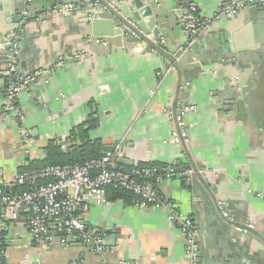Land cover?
I'll return each mask as SVG.
<instances>
[{
  "label": "crops",
  "instance_id": "obj_1",
  "mask_svg": "<svg viewBox=\"0 0 264 264\" xmlns=\"http://www.w3.org/2000/svg\"><path fill=\"white\" fill-rule=\"evenodd\" d=\"M16 1L0 0V86L8 40L15 34H19L25 64L22 72L47 70L49 76L16 102L25 114V127L34 134V144L24 142L15 120L0 123V187L14 192L19 169L45 160V147L51 140L60 146L61 138L66 145L60 147L68 153L70 133L97 109L99 125L91 131V140L101 141L102 147L123 140L132 146L126 147L125 164H117L120 170L178 163L190 168L191 160L206 174L204 181L191 186L189 179L184 185L182 180H167L155 186L198 225L202 264H264V47L256 41L249 14L213 21L204 41L195 46L191 65L197 66L182 71L187 83L180 93L179 78L171 73L151 96L159 82L157 74L167 70L164 59L154 51L140 43H124L111 50L100 43L89 45L83 13L52 15L43 24L33 22L22 28ZM46 1L26 8L41 14L47 10H43ZM155 1L163 10L175 9L179 15L176 0ZM233 1L193 0L205 18ZM165 40L174 52L188 38L180 33ZM79 50H87L90 56L73 62L71 55ZM229 58L239 62L225 67L223 60ZM225 85L243 97L240 114L232 115L229 106L220 108ZM177 98L180 106L199 108L187 119L192 125L189 154L182 146L164 144L171 134L165 110ZM3 104L0 100V110ZM218 203L224 204L223 210L235 224L252 225L253 231L242 237L229 226L232 238L223 235L225 223ZM85 221L89 230L106 237L109 249L105 254L98 255L77 240L62 238L53 247L36 243L26 219L10 214L3 231L6 264H188L183 236L163 209L106 199L105 204L92 207Z\"/></svg>",
  "mask_w": 264,
  "mask_h": 264
},
{
  "label": "built area",
  "instance_id": "obj_2",
  "mask_svg": "<svg viewBox=\"0 0 264 264\" xmlns=\"http://www.w3.org/2000/svg\"><path fill=\"white\" fill-rule=\"evenodd\" d=\"M23 1L27 3V6L32 3V0ZM252 7L264 8V0H235L227 7L221 8L215 16L205 18L193 0H176L181 28L191 39L208 30L213 21L233 19ZM83 10V3L55 5L41 14H33L26 8L21 14L20 25L23 28L33 22L43 24L48 16H72L82 13ZM11 42L13 47L7 52L8 59L1 69L4 82L0 86V100L4 106L0 110V123L9 118L15 120L24 142L34 144V134L25 127V114L16 102L23 94L32 92L39 82H45L49 72L47 70H38L30 74L21 72V54L17 48L19 34L13 35ZM161 45H166L164 38L161 39ZM103 46L106 47V44L103 43ZM89 56L87 50H79L71 55V60L77 62ZM171 71L170 68L157 74L159 82L150 91L151 96H155L157 87ZM165 111L169 117L171 134L164 144L181 147L182 140L187 144L192 129L187 119L189 115L196 114L199 108L179 105L176 119L178 129L174 122L172 108ZM190 174V168L179 164H155L137 166L129 171L120 170L117 167L116 156L110 153L83 165H52L18 172L14 179V187H24L21 193L12 194L0 187V214L5 220L0 222V264H6L7 248L5 236L2 233L10 214L26 219L28 231L36 243L53 247L63 240L62 238L77 240L84 246L93 247L96 254H105L109 249L106 237L89 230L85 217L93 206L105 204L108 189L122 190L130 194L133 197L132 205L135 207L165 210L168 220L179 229L183 236L188 264H200L198 225L189 214L178 209L155 187L157 183L167 180L189 179ZM253 228L252 225H247V229L236 227L235 234L243 237ZM72 264L85 263L73 261Z\"/></svg>",
  "mask_w": 264,
  "mask_h": 264
},
{
  "label": "water",
  "instance_id": "obj_3",
  "mask_svg": "<svg viewBox=\"0 0 264 264\" xmlns=\"http://www.w3.org/2000/svg\"><path fill=\"white\" fill-rule=\"evenodd\" d=\"M76 0H58L57 3H53L47 0L43 4L45 9H49L55 5H67L76 4ZM78 4H84V21L89 28V35H87L86 42L89 45H96L103 43L106 44V48L111 50L112 47H122L124 43L129 44H142L145 48L151 49L158 56L162 57L165 61L166 68L172 69L171 73H176L178 76V94L180 93L181 86L186 84V79L183 78L182 71L194 69L197 64L191 65V60L195 53V46L201 44L207 36V30L202 34L195 35L194 39L189 38L188 34L183 32L181 28V21L179 15L173 11H165L159 7V4L155 0H77ZM42 2V1H41ZM31 4L37 6L41 5L38 0H32ZM15 9L19 14H22L27 7V3L23 0H17L14 3ZM244 12L249 14V17L254 26L255 38L260 47H264V8L252 7L246 9ZM261 15L260 21L257 19V15ZM21 23V18L19 19ZM180 33L184 34L188 38L187 43L177 51L171 52L166 45H161V39L170 38L173 39ZM13 36L8 40L7 52L13 47L11 42ZM7 43V42H6ZM17 48L20 50L19 44ZM8 59V57H7ZM235 59V58H234ZM239 62L238 60L224 59V66H235ZM24 62H20V70H24ZM170 73V74H171ZM177 80V79H176ZM238 84L240 82L238 81ZM226 95L222 98L220 108L229 106L233 110L232 115L235 113L240 114L243 110L241 103L244 101L241 95L234 93L233 87L226 86ZM236 87V86H235ZM179 106V98H177L172 106L173 118L177 127V110ZM178 129V127H177ZM60 146H65L66 142L59 139ZM182 147L186 153L189 154L187 144L182 140ZM132 147L126 140L116 141L112 146L103 147V152L110 153L116 156L117 164L122 165L127 161L126 147ZM189 156V155H188ZM191 174L189 177L188 186L196 183L200 180H205L206 174L200 172L199 166H196L190 160ZM9 192L10 188H6ZM220 214L224 220V232L223 235H228L229 238L233 236V232L229 231V226L241 227L247 229V225L235 224L230 214L223 210L221 203H218ZM227 215V216H225ZM253 230H250L252 232ZM215 235V230L212 232ZM220 238V235H219ZM200 258V264H202Z\"/></svg>",
  "mask_w": 264,
  "mask_h": 264
},
{
  "label": "trees",
  "instance_id": "obj_4",
  "mask_svg": "<svg viewBox=\"0 0 264 264\" xmlns=\"http://www.w3.org/2000/svg\"><path fill=\"white\" fill-rule=\"evenodd\" d=\"M97 116H98V111L97 109H95L90 114V116L88 117L85 123L81 124L80 126L76 127L74 130H72V132L69 135V138L67 139V143L70 145L68 153H65L64 150L56 143L55 140H51L45 147V151L47 154L46 159L43 161L32 162V164L29 167L19 169V172L45 168L47 166H52V165H74V164L83 165L86 162H89L94 159H100L103 156H105L107 153L103 152L101 141L99 140L93 141L90 138L91 131L95 130L99 125V120ZM147 165H154V164H147ZM147 165H142V166H147ZM179 165L189 169L187 164L186 165L179 164ZM187 180L188 179L182 180L183 185L187 183ZM23 190L24 187L18 186L15 188V191L11 193L19 194ZM107 199L109 201H117L120 199H124L132 202L133 197L122 190L108 189ZM4 221L5 220L3 219V216L0 214V222H4ZM2 234L3 236H6L4 232Z\"/></svg>",
  "mask_w": 264,
  "mask_h": 264
}]
</instances>
